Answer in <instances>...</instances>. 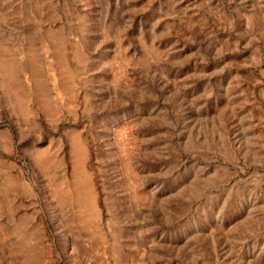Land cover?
<instances>
[{"label": "rangeland", "instance_id": "obj_1", "mask_svg": "<svg viewBox=\"0 0 264 264\" xmlns=\"http://www.w3.org/2000/svg\"><path fill=\"white\" fill-rule=\"evenodd\" d=\"M0 264H264V0H0Z\"/></svg>", "mask_w": 264, "mask_h": 264}]
</instances>
